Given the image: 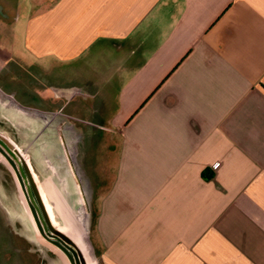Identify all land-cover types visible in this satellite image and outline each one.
<instances>
[{"label":"crops","instance_id":"obj_1","mask_svg":"<svg viewBox=\"0 0 264 264\" xmlns=\"http://www.w3.org/2000/svg\"><path fill=\"white\" fill-rule=\"evenodd\" d=\"M1 22L49 84L36 107L0 71V117H55L30 166L87 264H264V0H0Z\"/></svg>","mask_w":264,"mask_h":264},{"label":"rangeland","instance_id":"obj_2","mask_svg":"<svg viewBox=\"0 0 264 264\" xmlns=\"http://www.w3.org/2000/svg\"><path fill=\"white\" fill-rule=\"evenodd\" d=\"M1 26L0 47H5L6 44L8 45L9 43V47H14L13 52L15 53L14 54L13 52H10L8 50H0V57L2 59L0 61V64H2L1 66L3 67L2 71H11L7 72V74H9L7 78L12 77V79L14 80L13 77L16 76L15 73L17 72V70L25 65V70L28 73L29 77H26L25 83H20L18 86H16L18 93L21 97L26 95L28 97L29 104H31L30 100L32 99L34 106L42 107L43 105L41 102H43L44 99L42 96L45 95V92H42L41 94L38 89L41 87L43 88V86H46L49 83L45 82L46 80H44V78L40 76L38 70L30 67V64H28L27 61H23L15 56L17 53H19L17 51L22 52L21 35L19 33V30L18 32H16V34L14 33V36H11V38L8 39L10 35H8L9 33L7 29L8 27L11 28L12 26H8L3 22H1ZM7 74H5V77ZM56 75L57 76H55L54 73H49L47 77L50 81L61 84L72 83L73 81V75L71 73L60 72ZM27 78L28 80H31L32 84L27 83ZM50 97L51 96H48V100H44V102H52L50 100ZM54 118L48 117L49 124L47 126L55 124ZM69 119L70 118H68L67 120V118L64 117L65 125L70 124L71 121ZM22 120V122H19L17 124L11 122L7 125L15 131L18 138V146H20V148H23L26 154H28V156L30 157L29 150H31L32 154L35 155L37 151L39 153V151L43 148L42 146L45 140L48 139L50 135L45 132L46 126L43 123L30 124L31 120H29V117H24ZM86 135L87 133L85 132L79 134L80 142H82V140L87 137ZM100 138H103V136H101ZM117 138L113 139L116 140ZM39 144H41V146L36 148L35 146H38ZM80 150L82 149L80 148ZM25 169L30 172L29 181L32 185L34 194L38 199H41L43 201L42 205L45 209V213L47 211V213L55 223L52 212L49 210L47 204L45 203V199L41 197L42 195L40 194L39 180L32 171V167L29 163L25 164ZM29 215L30 214L25 204L23 194L17 191L16 184H14V181L11 178L10 174L0 164V264H24L23 261H26L27 264H46V262L48 261L47 258L50 255H54L50 250V241H47L45 237L39 235V232L35 230L34 222ZM8 225L10 227V235L11 230H13L14 233L11 236L13 237L12 240L11 238H9L7 233L6 228ZM56 226L59 227V225ZM59 228L62 230L61 227ZM6 253H8L7 255H9L7 259L3 257V255H6ZM25 255L31 259V262L28 263V261L25 259Z\"/></svg>","mask_w":264,"mask_h":264},{"label":"flooded vegetation","instance_id":"obj_3","mask_svg":"<svg viewBox=\"0 0 264 264\" xmlns=\"http://www.w3.org/2000/svg\"><path fill=\"white\" fill-rule=\"evenodd\" d=\"M0 71H2V69H0ZM7 94H13V98H15V94L13 92L7 93ZM9 123H11V122H9L8 120L0 117V140L11 151L14 152V156L11 155L10 153H8L2 147V145L0 144V164L10 174L11 178L14 181V184H16L17 191L19 193L23 194L24 199H25V204H26L27 209H28L29 214H30L29 216H31V218H32V220L34 222L35 230L39 232V235H42L43 237H45V238L47 237L48 238V235L44 231V227H43L42 222H41V220H40V218L38 216V213H37L36 209L30 203V200H29L28 194H27L26 184H25V182L23 180V177L20 174V172L18 171L17 166H16L15 157H17L19 159V161L22 163V166H23V168L25 170V174L28 176V178H30L29 177L30 176V172H28V170L25 169V164L26 163L30 164V157L28 156V154H26V152H25V150L23 148H20V146H18V143H17L18 142V138L16 136L15 131L7 125ZM31 190H32V193L34 195V198H35L37 204L39 205L41 214L47 220L45 209L43 208V205H42L43 201L36 197V195L34 194V191L32 189V185H31ZM49 228H50V225H49ZM49 241H50V245H51V248H50L51 252L53 254H57V255H50L47 258L48 261L53 263V262L56 261V259L58 257H61L66 262V264H75L73 262V258L71 256V253L69 252V250L63 244H61L58 240L53 239V238H49ZM25 259L28 261V263L31 262V259L28 256H26ZM23 263L27 264L26 261L25 262L23 261Z\"/></svg>","mask_w":264,"mask_h":264},{"label":"water","instance_id":"obj_4","mask_svg":"<svg viewBox=\"0 0 264 264\" xmlns=\"http://www.w3.org/2000/svg\"><path fill=\"white\" fill-rule=\"evenodd\" d=\"M30 114L31 115L26 116V118L29 117V120H31V124H37V123L42 124L43 123L45 126H47L49 124L48 117H51V116H47V115H43V114H34L33 112H31ZM43 117H45V118H43ZM55 122H56V119H55ZM48 128H51V125H49ZM0 144L8 153H10L11 155L14 156V152L11 151L1 140H0ZM15 161H16L17 169L20 172V174L22 175L23 180L26 184L27 194H28V198L30 200V203L36 209L38 216L42 222V225L44 227V231L48 235V238L46 237L45 239L48 241L49 238H53V239L58 240L61 244H63L71 253V256L73 258V262L75 264H87L82 250L80 249L79 245H77V243L73 240V238L70 237L67 233H65L63 230H61L59 227L56 226L57 223L53 222V220L51 219V217L49 216L47 211H46L47 220L43 217V215L41 214L39 205L37 204V202L34 198V195L32 193L31 184H30L28 176L25 174V170L22 166V163L19 161V159L17 157H15ZM48 224L50 225V228H49Z\"/></svg>","mask_w":264,"mask_h":264},{"label":"trees","instance_id":"obj_5","mask_svg":"<svg viewBox=\"0 0 264 264\" xmlns=\"http://www.w3.org/2000/svg\"><path fill=\"white\" fill-rule=\"evenodd\" d=\"M203 176H206V174L203 172Z\"/></svg>","mask_w":264,"mask_h":264}]
</instances>
